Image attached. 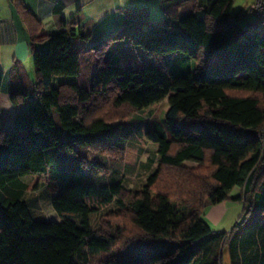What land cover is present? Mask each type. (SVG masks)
<instances>
[{
    "label": "trees",
    "instance_id": "16d2710c",
    "mask_svg": "<svg viewBox=\"0 0 264 264\" xmlns=\"http://www.w3.org/2000/svg\"><path fill=\"white\" fill-rule=\"evenodd\" d=\"M11 1L31 35L35 81L16 63L10 100L37 102L8 129L0 118V264H220L210 255L227 232H213L206 216L235 188L245 217L232 230L240 229L233 264H264V208L257 222L249 216L264 193V35L253 30L257 22L245 30L232 13L235 0H189L176 31L172 1L164 0L163 24L151 22L148 9L134 17L135 68L100 58L109 40L98 47L91 75L73 47L74 29L49 34L23 0ZM175 54L197 67L171 73L164 61ZM58 78L79 81L55 85ZM2 81L0 72V89ZM167 98L166 127L146 135L158 144L160 163L143 189L87 184L88 171L104 164H90L79 148L122 159L131 137L126 123ZM29 176L46 180L60 221L34 218L24 199ZM115 198L119 210L93 229L90 213Z\"/></svg>",
    "mask_w": 264,
    "mask_h": 264
},
{
    "label": "crops",
    "instance_id": "0c3cea01",
    "mask_svg": "<svg viewBox=\"0 0 264 264\" xmlns=\"http://www.w3.org/2000/svg\"><path fill=\"white\" fill-rule=\"evenodd\" d=\"M27 8L40 22L43 29L49 34H56L62 30H75L73 47L80 54L82 70L94 74L98 62L97 49L108 42L107 52L109 62L119 65L128 64L136 66V55L132 49L130 39L136 33L134 17L140 16L139 11L148 9L150 20L153 23L163 24L168 15L163 9L164 0H23ZM173 16V29L178 31L179 20L190 13L189 0H171ZM201 6H206L209 0H196ZM253 3L250 8H253ZM234 7V6H233ZM233 13V9H232ZM239 17V15H236ZM239 22V20H237ZM63 23H65L63 25ZM240 23V22H239ZM147 29V27H145ZM161 29L163 27L161 26ZM248 30V29H247ZM125 36L124 39H118ZM82 37H87L85 41ZM132 40V39H131ZM120 42L124 45L119 46ZM37 50H46V43H38ZM112 60V61H111ZM21 63L29 78L35 81L34 53L31 35L25 22L18 15L11 0H0V72L3 81L0 89L1 127L8 129L14 122L21 120L31 111L37 98L28 99L24 104L14 105L10 100L11 80L13 67ZM164 63L171 73L181 75L194 70L196 63L186 56L175 54L166 58ZM78 78H58L55 85L66 82H77ZM39 95V93L37 94ZM241 195V190L235 188L229 199L213 206L207 213V221L212 227L219 228L226 221L230 212L242 213L243 206L234 199ZM264 208V193L257 196L255 207L249 214L250 219L255 217L256 222L260 217L257 212ZM245 217V215H244ZM230 228L236 222L235 218L228 219ZM238 223L236 222L235 226ZM233 228V229H234ZM232 232V231H231ZM260 262L264 261L263 249Z\"/></svg>",
    "mask_w": 264,
    "mask_h": 264
},
{
    "label": "rangeland",
    "instance_id": "374dc122",
    "mask_svg": "<svg viewBox=\"0 0 264 264\" xmlns=\"http://www.w3.org/2000/svg\"><path fill=\"white\" fill-rule=\"evenodd\" d=\"M252 3L253 0H235L233 7V15H239L238 20L245 30H247L253 22L257 21L253 11L249 10ZM260 33L264 35L263 30H261ZM123 45L124 44L120 42L119 46ZM112 49L110 48L105 52L104 56L99 57H103V60L108 62L110 59L109 53L112 52ZM146 60V64L155 62L151 57H146ZM121 66L124 68H135V65L131 66L128 64H123ZM187 73L182 75H186ZM168 111L169 99L167 98L159 104L138 112L126 123V132L131 134V137L126 141V152L122 159H114L113 161L107 157L91 152L88 149L79 148V152L85 156L90 164L97 162L104 164L102 169L97 170V167H93L88 171L87 184L100 188L115 183H121L128 192L142 190L148 178L157 171L160 163L158 155L159 146L149 141L146 135L149 131L155 130L156 125L166 127ZM186 165L189 167L198 166V164L192 162H187ZM23 181L28 185L24 199L29 203L34 218H36V220L48 219L60 221V218L52 207V195L47 188L46 180L39 176H29L24 178ZM123 198L125 203H128L130 200L129 195H125ZM96 206L98 210L90 213L89 218L93 229L99 230L104 216L110 212L119 210L121 204L119 199L115 198L110 204H97ZM231 218H235L237 223L244 220L242 213L230 212L221 227H212L215 233L227 232L228 239L227 242L221 244L216 251L213 248V252L210 255L211 261L219 260L220 264H233L232 247L238 238L240 229L235 230L234 233L231 232L236 224L235 222L230 228L228 219Z\"/></svg>",
    "mask_w": 264,
    "mask_h": 264
},
{
    "label": "built area",
    "instance_id": "2783aa9c",
    "mask_svg": "<svg viewBox=\"0 0 264 264\" xmlns=\"http://www.w3.org/2000/svg\"><path fill=\"white\" fill-rule=\"evenodd\" d=\"M253 13L257 19V24L253 30L258 32L264 31V0H254Z\"/></svg>",
    "mask_w": 264,
    "mask_h": 264
}]
</instances>
